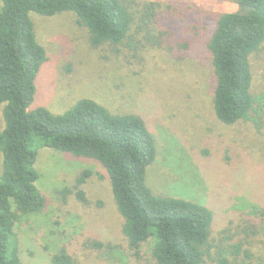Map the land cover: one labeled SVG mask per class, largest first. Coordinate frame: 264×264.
<instances>
[{
  "label": "rangeland",
  "instance_id": "1",
  "mask_svg": "<svg viewBox=\"0 0 264 264\" xmlns=\"http://www.w3.org/2000/svg\"><path fill=\"white\" fill-rule=\"evenodd\" d=\"M125 1L133 14L129 35L99 48L75 14H32L48 61L31 109L61 115L92 99L115 115L141 117L158 153L146 172L152 193L205 205L215 215L204 264H220L222 251L228 264H264V109L230 126L214 110L209 44L221 17L239 10V0ZM250 62L252 93L264 96V44ZM2 169L0 151V176ZM36 170L46 206L18 225L25 264H51L63 248L79 264H158L153 241L139 252L131 247L102 164L41 148ZM84 172L90 176L80 185ZM233 243L242 246L241 256L230 254Z\"/></svg>",
  "mask_w": 264,
  "mask_h": 264
},
{
  "label": "trees",
  "instance_id": "2",
  "mask_svg": "<svg viewBox=\"0 0 264 264\" xmlns=\"http://www.w3.org/2000/svg\"><path fill=\"white\" fill-rule=\"evenodd\" d=\"M0 107L5 128L0 132L3 171L0 176V264H25L18 225L46 206L37 187L39 151L91 159L105 168L114 201L125 220L124 234L140 251L154 242L158 264H204L210 256L213 211L190 201L155 196L146 182L157 159L155 139L137 115H115L92 99L53 115L31 109L36 81L48 57L38 42L32 14L52 18L73 13L86 27L94 48L119 45L129 35L133 14L125 0H0ZM239 10L224 14L209 44L217 80L214 110L225 125L253 120L264 109V96L252 93L250 59L264 44V0H239ZM89 172L78 180L85 184ZM78 198L86 202L84 193ZM231 253L242 255L233 243ZM222 251L220 264H228ZM245 257L250 259L248 251ZM51 264H79L67 249Z\"/></svg>",
  "mask_w": 264,
  "mask_h": 264
}]
</instances>
